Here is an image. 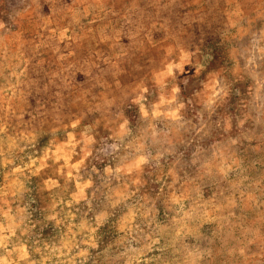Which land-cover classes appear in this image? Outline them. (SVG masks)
I'll list each match as a JSON object with an SVG mask.
<instances>
[{
    "label": "rangeland",
    "instance_id": "1",
    "mask_svg": "<svg viewBox=\"0 0 264 264\" xmlns=\"http://www.w3.org/2000/svg\"><path fill=\"white\" fill-rule=\"evenodd\" d=\"M0 264H264V0H0Z\"/></svg>",
    "mask_w": 264,
    "mask_h": 264
}]
</instances>
